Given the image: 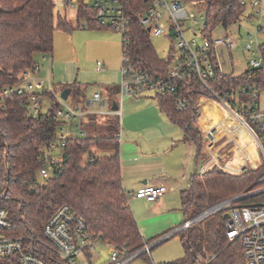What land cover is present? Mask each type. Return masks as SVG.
I'll use <instances>...</instances> for the list:
<instances>
[{
    "label": "trees",
    "instance_id": "1",
    "mask_svg": "<svg viewBox=\"0 0 264 264\" xmlns=\"http://www.w3.org/2000/svg\"><path fill=\"white\" fill-rule=\"evenodd\" d=\"M182 1L205 4L204 36L211 39L218 27L228 30L242 20L249 0ZM66 3L68 5L69 1ZM147 6L145 0H131L127 6L129 26L125 39L123 36V52L127 48L135 64L163 75L175 60L173 56L170 60H161L157 56L149 30L137 20L138 14ZM55 10V0H0V206L10 209L13 224L10 235L36 244L35 249L48 260L53 256L35 241L46 243L43 227L62 206L71 207L84 220L89 236L134 253L141 250L146 241L123 187L120 118L114 116L98 124L97 116H89L88 123L81 124L84 135L67 138L56 159L54 167L57 170L39 183V170L43 165L40 151L58 139L64 124L57 117L61 105L51 94L43 92L40 96L51 99L50 107L46 113L32 117L24 108V104L29 103V96L13 95L4 103L1 101L3 90L17 83L16 78L10 77L12 74L17 76L36 66L38 54L53 52L56 30H74L72 22L66 16L56 14ZM77 21L78 27L109 29L100 24L95 5L85 4L83 0H79ZM261 52L264 58V42ZM217 69L216 78L210 82L217 97L201 84L195 72H187L176 83V97L187 100L185 111L176 110L175 97L169 93L154 96L161 112L182 129L183 141L196 146L197 164L207 155L204 135L197 127L201 115L200 99L221 100L231 110L245 112L264 91V65L239 76ZM66 89L71 90L69 98L76 99L72 106L84 108L88 86L74 84L63 87L61 92ZM101 89L100 95L109 103H114L121 93L120 86L116 85ZM54 91L57 93L56 87ZM249 127L258 134L254 124L249 123ZM99 151L110 155L101 156ZM253 151L257 156L255 149ZM201 166L204 170L207 167L205 163ZM229 169H237V166L232 165ZM263 175L264 166L239 175L221 172L217 167L203 174L195 173L188 188L180 194L184 222L208 207L264 187V181L258 183ZM257 200H264V195ZM226 222L227 219L219 214L179 233L184 256L168 264H244L241 245L231 243L226 237ZM209 256L214 258L209 261ZM52 260L59 261L57 258Z\"/></svg>",
    "mask_w": 264,
    "mask_h": 264
},
{
    "label": "built area",
    "instance_id": "2",
    "mask_svg": "<svg viewBox=\"0 0 264 264\" xmlns=\"http://www.w3.org/2000/svg\"><path fill=\"white\" fill-rule=\"evenodd\" d=\"M130 1L95 0L94 3L98 10L100 24L109 29L122 32L124 39L129 26L126 12ZM145 1L148 2L147 9L141 11L137 16L140 25L147 28L150 35L175 38L180 58L178 61L173 62L165 74L158 75L139 64H135L129 56L128 49L125 48L121 69L120 94L122 98L127 96L145 98L149 95L156 96L158 94L169 93L175 97L176 110L180 112L185 111L187 109V100L181 96L176 97V83L189 71L195 72L201 84L212 95L217 97L210 87V82L216 78L217 68H220L222 72L218 50H234L236 48V40L228 35L217 39H213V37L208 39L204 36V24L198 31L203 36V42L200 44L196 37L189 39L186 35L188 31L196 33V30L193 28L187 29L185 26L187 22L198 24L204 16L197 19V17L190 15L182 0ZM250 2L257 9L253 19L257 20L258 25L255 27L254 32L249 31L247 33L248 38H246L245 50L251 57L248 62L247 71H252L264 65V58L261 52L263 44L261 40L264 39L263 1L251 0ZM240 28H243V25ZM194 35L196 36V34ZM125 46H127V43ZM42 60L48 63V76L44 78L40 76L42 72L40 64H37L32 69H26L17 76L12 74L10 77L16 78L17 83L3 90L1 95L2 103L13 95H27L30 99L28 104H24V108L27 110L29 116L35 117L43 113L42 107L45 98H42L40 94L48 92L61 105L57 111L59 120L64 124L74 121L75 129H79L78 131H80L82 136L84 135L81 128L82 121L89 116L121 117L120 105H118L119 110L116 112L105 111L106 102L99 93L94 94L92 100H88L84 108L70 106L67 101L62 99L61 94L54 91L52 55H43ZM98 67L101 68L102 64L98 63ZM202 99L204 100L205 97H202L200 101ZM215 102L221 103L226 107L238 124L237 126L244 128L249 133L255 142L257 157L261 163H254L252 166H243V168L239 169H229L227 167L230 161L227 157L230 152L222 153L221 151L225 150L230 143L238 145L234 128H231L233 134L230 132L226 135L227 139L225 143L221 145L215 154L208 150L212 157L208 161V165L204 171L213 166V163L223 172H236V175L242 174L248 169L264 166V111L260 108L259 99L254 102L250 110L245 112L233 111L221 100ZM95 105L99 107L98 110H94ZM249 123L255 125L258 134L249 127ZM71 136L61 129L58 139L46 144L41 149L40 155L43 165L39 170V176L42 179H48L51 177L53 171L57 170L54 166L60 148L65 146L67 138ZM262 181H264V175L259 179L258 183ZM172 190V188H168L165 185L146 186L138 191L135 197L152 203L159 201ZM261 195H264V187L245 191L233 198L208 207L194 218L183 222L182 225L172 232L153 242H146L143 248L137 252L129 253L124 248L111 246L112 251L109 264H130L142 255H150L153 248L171 237L219 214L227 219V239L231 243L238 242L241 245L244 264H264V200H257ZM12 231L13 224L10 220V209L0 206V264H85L80 258L92 257L99 243L107 245L88 235L84 220L69 206L59 207L53 217L44 225L43 236L46 243H41L39 240L35 241L37 245L43 246L53 256L49 260L45 254L35 249L37 248L35 247L36 244H29L27 239L23 237L10 235ZM52 258H57L59 261L55 262ZM213 258L214 256H209L208 260L210 261Z\"/></svg>",
    "mask_w": 264,
    "mask_h": 264
},
{
    "label": "rangeland",
    "instance_id": "3",
    "mask_svg": "<svg viewBox=\"0 0 264 264\" xmlns=\"http://www.w3.org/2000/svg\"><path fill=\"white\" fill-rule=\"evenodd\" d=\"M66 1L68 0H55L56 2V14H60L63 17H67V19L72 22L74 25V30L70 32H65L62 30H56L54 33V47H53V54L55 58V80L53 88L57 90L58 94H61V90L65 86H70L74 84L88 86L87 96L94 92L95 89H101L102 87H108L105 81L107 78V73L109 75L117 74L119 77V81L117 86L121 85L120 80V72L122 69V58H123V34L120 31L113 30V29H96L92 30L88 26L85 30L82 27H78L77 21V13L79 8V0H69V4L67 5ZM85 4H94V0H83ZM186 9L188 10L190 15L197 17L200 19L201 16H204L198 24H194L192 22L186 23V28H193L196 30V33L193 31L187 32V37L192 39L196 37L197 41L202 44L203 36L199 31L205 22H206V6L203 2H189L183 1ZM264 6V0H263ZM249 12V10H248ZM248 12L242 18L238 25L243 24V28L241 33L237 29L238 27H230L228 30L224 27H218L212 34L213 39L221 38L227 34L232 36L236 40V48L232 51H228L226 49H220V64L221 69L224 74H233L234 76L242 75L244 72L247 71L248 62L250 60V54L245 50V44L247 42V33L254 32L255 27L258 25L257 20L249 21ZM82 24V23H81ZM196 34V36L194 35ZM151 44L157 54V56L161 60H170L173 59L178 61L180 58V52L178 51L176 39L170 38L168 36L157 37L151 35ZM237 39H240L237 41ZM263 43V40H261ZM43 55H37L36 62L37 64L41 63ZM97 62H101L107 67V73L100 74L96 71L97 69ZM45 67V66H44ZM42 75L46 74L45 69H42ZM149 98H145L143 101L145 102H152L158 106L157 99L154 96H146ZM126 98V97H125ZM122 96L120 94L119 100L122 102ZM207 101L209 99L205 98ZM76 99L74 97L69 98L67 103L72 106L73 101ZM143 100V99H142ZM261 107L264 109V91L260 93ZM132 102L130 99L125 100V106L127 108V113L130 111L128 107V102ZM110 102V101H109ZM51 99L45 98L43 100V107L42 112L46 113L48 108L50 107ZM74 104V103H73ZM77 103L75 102V105ZM112 104V103H111ZM211 107H208L207 113H210L212 116L217 118V121L225 119L227 116L222 112L221 109L214 104ZM210 106V104H209ZM73 107V106H72ZM161 112V110H160ZM125 112L124 115L127 114ZM122 119V117H121ZM226 121L229 125V128H234L235 135L237 136L236 140L238 141L239 151H235V159L232 160L227 164L230 168L232 165H236L237 169L240 168L243 164V157L248 156L251 159V162L257 164L261 163L260 160L257 159L256 154L257 152L255 142L249 133L241 128L237 127L234 121L231 118H226ZM65 130L69 135L73 134L76 136L81 137L80 131L75 129V122H68L66 124H62L60 130ZM181 133H183L180 127H176ZM207 140V139H206ZM205 147L206 141L204 140ZM235 144L230 143L225 150L221 151L230 152L227 159L230 160L234 154L231 153V150L234 148ZM213 152V150H209ZM233 152V151H232ZM101 156L105 154L110 155L107 152H98ZM208 153V152H207ZM205 159L208 161L210 160L209 154L206 155ZM204 159V160H205ZM208 164H206L207 166ZM215 168V167H214ZM212 167V169L214 170ZM208 169L204 172H207ZM202 172V171H201ZM203 172V173H204ZM202 173V174H203ZM38 182L42 183L43 180L41 177H38ZM173 205H174V214L176 216H180V220L178 224L175 226L178 227L182 225L185 218L183 212L181 211L180 207V192H175L173 195ZM142 208V207H141ZM142 211V210H140ZM166 219V218H162ZM169 232V231H168ZM170 232H172L170 230ZM167 233V232H166ZM162 235V234H161ZM161 238V237H160ZM151 253V252H150ZM152 258H150L149 254L146 257H139L130 264H152V260L156 264H168L171 262H175L183 258L184 250L180 240V236L175 235L168 239L167 241L161 243L160 245L156 246L151 253ZM111 257V248L109 246H105L99 243L96 252L94 253L93 258L91 259L92 262L85 261V264H109ZM152 259V260H151Z\"/></svg>",
    "mask_w": 264,
    "mask_h": 264
},
{
    "label": "crops",
    "instance_id": "4",
    "mask_svg": "<svg viewBox=\"0 0 264 264\" xmlns=\"http://www.w3.org/2000/svg\"><path fill=\"white\" fill-rule=\"evenodd\" d=\"M250 1L246 13L249 10L247 14V20L252 21L254 20L253 17H255L257 9L252 6ZM238 24L234 27L240 26ZM82 28L85 30L84 27ZM237 29L241 33L242 28L238 27ZM227 35L230 36L229 34ZM238 40L240 39H237V41ZM218 52L220 55V50H218ZM51 55L53 62L52 78L54 84L55 58L53 52L51 53ZM98 63L101 62H97L96 71L100 74L107 73V67L101 63L102 67L99 68ZM40 65L42 69H45L46 73L42 75V71L40 76H42L43 78L47 77L48 63L44 62L41 59ZM107 78L109 79L105 81L106 83L104 84H106L107 86H117V83L119 81V77L117 76V74L109 75L107 73ZM120 80L122 81L121 72ZM101 91L102 89H95L93 93L87 96V99L92 100L93 95L96 93L100 94ZM119 96H117V100L115 102L120 105L122 112V119L120 117V159L123 187L125 189V192L127 193L129 205L137 220L142 236L146 242H150L155 238H158L159 236L165 235L166 232H170V230L173 231L177 228H175V226L178 224L180 216H176L174 214L175 209L173 205V195L175 194V192H180L181 194L183 190L187 189L191 177L195 173L199 174L200 171L203 172L204 169L201 165L203 163L207 164L208 160L205 159L199 164L196 163V146L194 144L183 141V133L176 129L177 126L170 122L165 114L160 112L159 106L155 105L152 102H143L149 97H145V99L127 96L126 98L123 97L124 99H122V102H120ZM102 99L106 102L105 111H112V106L114 103H109L104 96ZM126 99H130L132 101L128 102V107L130 108V111L128 113V110L125 106ZM200 103L201 115L198 119L197 127L204 135V140L206 141L205 152L206 154H209L211 159L212 156L208 150H213L212 153L215 154L216 151L219 150L221 145L225 143L227 139L226 135L230 132H232L233 134V130L231 131L232 127L229 128L226 118H231L236 126L238 124L231 116L229 110L221 103L215 102L213 100L207 101L206 99H202ZM259 103L260 108L262 109L260 100ZM211 104H214L218 107V109H221L227 117L225 119L217 121V118L215 116L207 113L206 111L207 109H209L208 107L213 108V105ZM98 108L99 107L97 105L94 106V110H98ZM262 110L264 111V109ZM125 112L127 113L126 115H124ZM108 117L97 116V123L101 124ZM88 121L89 118H85L82 122L88 123ZM70 135L74 136L73 134ZM233 147L234 148L231 150V153L234 155L229 162L235 159V151L240 152L239 145L235 144ZM243 161L244 162L240 168H243V166H252L254 164L253 162H251V159L248 156H244ZM212 167L216 168L217 166L215 163H213V166H211L209 169H212ZM229 173L235 174L236 172ZM160 185H165L168 188H172L173 190L168 192L157 202L151 203L145 200L137 199L135 197L136 193L146 186ZM109 247L111 248V246ZM151 253L149 255L150 258H152ZM93 256L82 257L80 258V260L92 262L91 259L93 258ZM152 264L156 263L152 260Z\"/></svg>",
    "mask_w": 264,
    "mask_h": 264
},
{
    "label": "water",
    "instance_id": "5",
    "mask_svg": "<svg viewBox=\"0 0 264 264\" xmlns=\"http://www.w3.org/2000/svg\"><path fill=\"white\" fill-rule=\"evenodd\" d=\"M70 94H71V90L70 89H66V90H64L63 92H62V94H61V97H62V99L63 100H68V98H69V96H70ZM119 110V106H118V104L116 103V102H114V104H113V106H112V111L113 112H116V111H118ZM215 169V168H214ZM213 170V169H212ZM219 171H221V172H223L222 170H219ZM203 172H199V174H202Z\"/></svg>",
    "mask_w": 264,
    "mask_h": 264
},
{
    "label": "bare ground",
    "instance_id": "6",
    "mask_svg": "<svg viewBox=\"0 0 264 264\" xmlns=\"http://www.w3.org/2000/svg\"><path fill=\"white\" fill-rule=\"evenodd\" d=\"M242 128V127H241ZM244 129V128H243Z\"/></svg>",
    "mask_w": 264,
    "mask_h": 264
}]
</instances>
